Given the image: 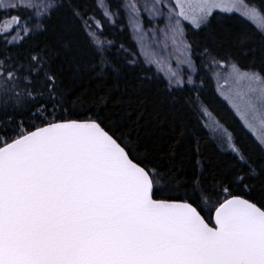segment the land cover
Listing matches in <instances>:
<instances>
[{
	"label": "snow or ice",
	"instance_id": "1",
	"mask_svg": "<svg viewBox=\"0 0 264 264\" xmlns=\"http://www.w3.org/2000/svg\"><path fill=\"white\" fill-rule=\"evenodd\" d=\"M0 264H264V0H0Z\"/></svg>",
	"mask_w": 264,
	"mask_h": 264
},
{
	"label": "trees",
	"instance_id": "2",
	"mask_svg": "<svg viewBox=\"0 0 264 264\" xmlns=\"http://www.w3.org/2000/svg\"><path fill=\"white\" fill-rule=\"evenodd\" d=\"M231 23L239 26L245 32H255L257 30V26L252 21L246 20L237 12L231 14ZM215 89L214 82L206 88V99L209 101L210 111L213 113L211 118L216 119L219 117L225 124L231 127H238V118L231 112L228 104L216 94ZM247 138L248 135L245 136V139Z\"/></svg>",
	"mask_w": 264,
	"mask_h": 264
},
{
	"label": "rangeland",
	"instance_id": "3",
	"mask_svg": "<svg viewBox=\"0 0 264 264\" xmlns=\"http://www.w3.org/2000/svg\"><path fill=\"white\" fill-rule=\"evenodd\" d=\"M237 13H239V12H237ZM253 22V21H252ZM256 26H257V23L258 22H253ZM221 83H223V81H221ZM215 86L217 87V85L215 84ZM222 98V97H221ZM223 99V98H222ZM225 101V100H224ZM226 103H227V101H225Z\"/></svg>",
	"mask_w": 264,
	"mask_h": 264
}]
</instances>
